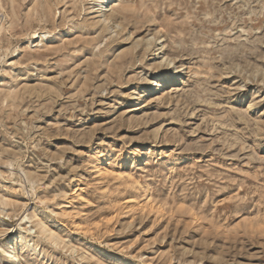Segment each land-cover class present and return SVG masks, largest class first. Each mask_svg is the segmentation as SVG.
<instances>
[{
    "label": "rangeland",
    "instance_id": "1",
    "mask_svg": "<svg viewBox=\"0 0 264 264\" xmlns=\"http://www.w3.org/2000/svg\"><path fill=\"white\" fill-rule=\"evenodd\" d=\"M97 2L0 0V264H264V0Z\"/></svg>",
    "mask_w": 264,
    "mask_h": 264
},
{
    "label": "bare ground",
    "instance_id": "2",
    "mask_svg": "<svg viewBox=\"0 0 264 264\" xmlns=\"http://www.w3.org/2000/svg\"><path fill=\"white\" fill-rule=\"evenodd\" d=\"M106 1L109 2V4H107L106 6H103V5L100 6V4L97 2V4L95 5L96 9L92 10L93 12H96V14H97L96 17H98V19L103 23L108 22V13L107 12L111 11L112 7L115 5V3L118 0H106ZM116 27H118V26H116ZM33 37L38 38L39 35L37 33H34ZM146 45H147V48L152 51V54L154 55V57H157L159 55L158 56V58L160 59L159 63H165L166 68L169 70V72L167 74H165L164 76H162V78H159L158 80H153L151 82V83H153L152 84L153 90L157 91V90H160L164 86H172L176 83H179L182 79V75H183L182 72H184V71H182L180 68L175 66L172 59H170L166 55H164V53L161 51L163 44L161 42H158L157 39H154V37H150L149 39L146 40ZM154 75L152 74V76H154ZM105 163L106 162H100V160H98L96 163L97 165H95V166L98 168V170L100 172H103L105 170V168L102 166V164H105ZM126 164H128L127 161L125 159H122L121 165H126ZM4 243H5V248L8 249V250H3L5 263H7V264H21L18 261V258L16 257V252H15L14 247L12 246L11 240H6V241H4Z\"/></svg>",
    "mask_w": 264,
    "mask_h": 264
}]
</instances>
